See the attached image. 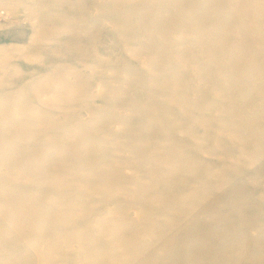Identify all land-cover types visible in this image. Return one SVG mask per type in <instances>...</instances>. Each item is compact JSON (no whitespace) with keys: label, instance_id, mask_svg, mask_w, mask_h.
Instances as JSON below:
<instances>
[{"label":"rangeland","instance_id":"1","mask_svg":"<svg viewBox=\"0 0 264 264\" xmlns=\"http://www.w3.org/2000/svg\"><path fill=\"white\" fill-rule=\"evenodd\" d=\"M0 264H264V0H0Z\"/></svg>","mask_w":264,"mask_h":264},{"label":"bare ground","instance_id":"2","mask_svg":"<svg viewBox=\"0 0 264 264\" xmlns=\"http://www.w3.org/2000/svg\"><path fill=\"white\" fill-rule=\"evenodd\" d=\"M73 208V207H72ZM19 212H20V210H19ZM15 216V215H14ZM17 218V217H16ZM80 254V253H79Z\"/></svg>","mask_w":264,"mask_h":264}]
</instances>
